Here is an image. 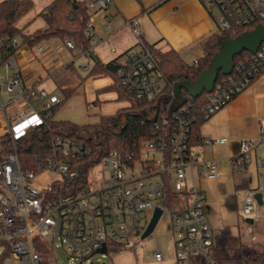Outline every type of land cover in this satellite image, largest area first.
I'll use <instances>...</instances> for the list:
<instances>
[{"label":"built area","instance_id":"built-area-1","mask_svg":"<svg viewBox=\"0 0 264 264\" xmlns=\"http://www.w3.org/2000/svg\"><path fill=\"white\" fill-rule=\"evenodd\" d=\"M205 1L223 29L264 20V0ZM111 2L93 0L89 8L105 10ZM127 25L137 38L138 49L119 57L117 73L122 86L138 100L172 97L174 88L164 81L158 60L142 39L139 21L132 18ZM86 35H94L93 17ZM12 45L17 46L16 39ZM64 46L74 49L70 41ZM2 68L0 264H58L59 253L74 264L89 262L95 254L106 256L108 244L124 243L131 233L145 231L153 216L149 220L147 212L157 207L163 215L167 207L173 210L171 237L177 264H192L195 257L203 258L205 264H218L212 256L215 234L204 212L207 196L198 179L217 181L221 172L216 161L200 160L191 153L192 126L198 119L212 118L264 73V47L216 81L203 103L196 102L198 97L186 95L185 104L173 112L170 120L155 123L152 138L143 143L138 158L112 150L88 172H84L82 163L90 148L62 135L54 138L50 154L35 158V170L24 167L18 141L28 132H42L52 108L61 99L44 89L24 88L15 57ZM1 90L8 96L6 101ZM263 137L264 118L260 120V138L240 142L239 155L232 161L235 171L241 172L251 163ZM227 142V138L207 141L217 145ZM169 184L177 196L174 204L167 192ZM159 200L161 204L156 203ZM255 204V197L247 195L242 206L244 214H254ZM104 247L106 252L101 253ZM153 255L157 261L163 258L159 250Z\"/></svg>","mask_w":264,"mask_h":264},{"label":"crops","instance_id":"crops-1","mask_svg":"<svg viewBox=\"0 0 264 264\" xmlns=\"http://www.w3.org/2000/svg\"><path fill=\"white\" fill-rule=\"evenodd\" d=\"M33 1L36 12L32 16L28 13L18 22V27L24 29L27 34L46 27L45 21L39 14L53 0ZM211 9L212 6L203 0H143L142 2L112 0L105 10L97 8L92 10L94 35L91 37L92 45L88 53L67 48L62 41L53 39L35 47L22 46L15 55L16 67L22 77L24 88L44 89L50 94L57 95L61 100L63 99L56 93L57 89H61L64 94L73 90L68 98L70 99L73 95L83 94V90L86 91L85 85L90 84L91 81L95 83V90L92 93L94 100L87 102L85 99L86 110L89 111L92 107L101 109L103 101L98 94L105 93L107 90H103L113 83V79H99L100 81L92 79L94 77L83 79L80 74H76L74 68L77 58L86 59L87 63L83 69L90 72L96 63L108 64L127 51L138 49L137 38L127 25L129 19L136 18L142 30V39L146 44L162 51L174 50L185 62L194 64L196 59L199 60L205 54L206 40L217 33V24ZM38 19L42 22H38ZM59 46L63 48L59 49ZM112 92L117 100L121 101L117 93ZM7 98L5 94L4 100L6 101ZM129 106L130 103L126 101V105L118 108L116 112L113 111L114 113H102L100 110L94 114L95 122L100 116L114 115ZM53 118L56 121H69L58 119L56 113ZM262 118H264V73L257 76L249 88L237 95L201 126L200 140L195 141L191 147V153L200 160L216 161L221 172L217 181L198 179V185L207 196L204 212L214 234L219 233L224 227H231L229 224L234 220L225 199L226 194L229 193L230 174L237 172L232 161L239 155L242 140L257 141L260 138ZM220 138H227L228 142L223 145L207 143L208 140ZM237 173H241V182L235 185V189L246 193L242 206L247 195L254 196L256 193H261L264 209V137L258 142L251 163ZM247 221L249 224L255 222L254 219Z\"/></svg>","mask_w":264,"mask_h":264},{"label":"trees","instance_id":"trees-1","mask_svg":"<svg viewBox=\"0 0 264 264\" xmlns=\"http://www.w3.org/2000/svg\"><path fill=\"white\" fill-rule=\"evenodd\" d=\"M93 0H53L44 7L39 16L45 21L46 27L27 34L18 27V22L34 7L33 0H0V68L5 62L13 59L22 46L35 47L43 42L58 39L63 43L70 41L74 49L88 53L91 48V37L86 35L87 24L92 17L89 4ZM142 2L143 0H136ZM206 2L205 0H203ZM217 33L205 42V54L195 64H189L181 55L174 51H162L153 45H148L160 64L164 81L174 88L178 82L188 80L196 82L199 75L212 66L213 57L219 52L221 44L226 39L236 38L245 32L253 31L264 20L252 22L247 26L231 29L221 28L217 21ZM17 40V46L12 40ZM261 47H264L262 44ZM253 54L244 51L234 59L235 64L252 57ZM119 58L108 64L96 63L90 70L89 77L110 76L113 83L104 90L114 91L119 100L128 101L130 106L119 110L114 115L100 116L94 123L78 125L71 121H56L53 116L60 106L70 97L73 90L65 93L60 104L51 110V116L42 132H28L19 142V155L25 168L38 167L35 158L45 157L53 150L52 142L56 136L73 138L90 148V154L85 159L83 168L88 172L105 154L115 150L124 156L138 158L143 143L152 138L155 123L163 119L170 120L173 111L166 98L152 101L138 100L134 94L128 92L118 77ZM225 75L219 74L220 81ZM174 92V91H173ZM185 95H189L184 91ZM172 94V92H171ZM169 94V96H171ZM206 92L196 99L203 103ZM160 107L158 108V104ZM157 115V116H156ZM206 121L198 119L192 126L190 149L195 141L200 140L199 130ZM170 200L174 204L177 200L170 184L167 186ZM109 251L114 245L108 244ZM116 249V248H115ZM212 256L218 264H264V242L244 243L235 234L231 227H224L215 234ZM192 264H205L201 257L192 259Z\"/></svg>","mask_w":264,"mask_h":264},{"label":"rangeland","instance_id":"rangeland-1","mask_svg":"<svg viewBox=\"0 0 264 264\" xmlns=\"http://www.w3.org/2000/svg\"><path fill=\"white\" fill-rule=\"evenodd\" d=\"M36 12L35 7L29 12L32 16ZM37 22V21H36ZM38 22L42 20L38 19ZM19 26V24H18ZM87 61L84 57H79L75 60L76 74H80L83 79H88L89 72L83 69ZM4 69L0 68V79L4 76ZM110 76L94 77L92 79L108 80ZM88 81V80H87ZM100 81V80H99ZM98 82V81H96ZM86 91L83 94L73 95L66 100L60 108L56 111L58 119L69 120L78 124H88L95 122L96 116L94 114L101 110L102 113H114L118 108L124 107L126 101H118L113 92L99 93V98L103 101L101 109L99 107H92L91 110H86L85 99L87 102L94 100L92 93L95 90V83L86 84ZM105 91V90H103ZM56 93L64 99V93L61 89H57ZM2 97L5 99V93L1 90ZM114 111V112H113ZM241 182V173H231L229 180V193L226 194L227 204L230 206L232 216L234 218L231 222V227L235 236H237L244 243L264 242V209L263 206L255 204V213L247 216L242 210V200L245 196L244 191L235 189V185ZM224 191V190H223ZM161 204L159 200L156 202ZM154 209L147 212L150 217ZM173 211L169 207L166 208V213L161 216L154 232L148 237L142 239L144 230L140 229L128 235L126 241L121 244H115L114 249H111L106 256L95 254L91 257L89 262L82 264H94L98 262H105L106 264H177L176 251L174 240L171 237V220L170 213ZM247 219H254V224H249ZM113 248V246H112ZM116 248V249H115ZM160 249L163 254V260L157 261L153 255L154 251ZM58 264H74L66 255L59 253ZM79 264L80 261H75Z\"/></svg>","mask_w":264,"mask_h":264},{"label":"water","instance_id":"water-1","mask_svg":"<svg viewBox=\"0 0 264 264\" xmlns=\"http://www.w3.org/2000/svg\"><path fill=\"white\" fill-rule=\"evenodd\" d=\"M262 44H264V24H260L253 31L245 32L236 38L224 40L221 44L219 52L212 59V66L203 71L199 75L196 82L184 80L176 83L174 85V95L165 99L164 103L168 104L170 109L175 112L186 102L187 98L183 90L192 97H199L204 92H211L220 73L223 75L231 74L235 65L234 59L236 56L240 55L244 51L255 54ZM159 107L160 103L158 104V108ZM254 197L257 204L262 206V194L256 193ZM162 215L163 210L160 207H157L153 212V216L149 224L142 234V239L148 237L154 232ZM100 252L105 253L106 248H102ZM94 264L106 263L101 262Z\"/></svg>","mask_w":264,"mask_h":264}]
</instances>
